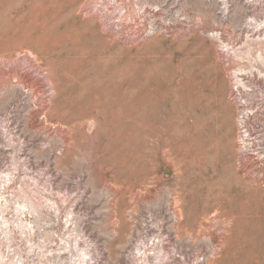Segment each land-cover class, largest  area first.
<instances>
[{"label": "rangeland", "instance_id": "374dc122", "mask_svg": "<svg viewBox=\"0 0 264 264\" xmlns=\"http://www.w3.org/2000/svg\"><path fill=\"white\" fill-rule=\"evenodd\" d=\"M16 1L0 0V167L24 204L72 216L103 264H264V158L240 139L261 143L245 93L264 35L244 0Z\"/></svg>", "mask_w": 264, "mask_h": 264}, {"label": "built area", "instance_id": "2783aa9c", "mask_svg": "<svg viewBox=\"0 0 264 264\" xmlns=\"http://www.w3.org/2000/svg\"><path fill=\"white\" fill-rule=\"evenodd\" d=\"M243 5L249 13L247 23L253 25L250 33L254 38L264 35V0H244ZM249 28V27H248ZM264 37V36H263ZM258 73L264 77V64L257 68ZM252 86L245 93L247 100L255 105L262 123L258 126L259 132L255 139L261 141L258 149L252 143L247 144L249 130L245 128L244 158H264V78L251 76ZM248 115H246V118ZM245 123V121H244ZM19 169H11L7 165L0 167V202L6 203L7 210H0V264H103L102 256L85 237V232H79L73 227L72 216L63 220L58 217L57 210H12L19 204L20 199ZM42 212L49 216L51 222L48 227H39ZM48 230L49 239L43 233ZM75 232V240L68 238L64 247L51 252V246L57 243L62 245L64 231ZM50 241V242H49ZM48 247V248H46Z\"/></svg>", "mask_w": 264, "mask_h": 264}, {"label": "bare ground", "instance_id": "6f19581e", "mask_svg": "<svg viewBox=\"0 0 264 264\" xmlns=\"http://www.w3.org/2000/svg\"><path fill=\"white\" fill-rule=\"evenodd\" d=\"M12 1H13V0H12ZM17 1H18V0H17ZM17 1H16V2H17ZM32 1H33V0H32ZM41 1H42V0H41ZM54 1H56V0H54ZM65 1H67V0H65ZM68 1H69V0H68ZM76 1H77V0H76ZM83 1H84V0H83ZM107 1H108V0H107ZM6 2H7V1H6ZM16 2H14V3L16 4ZM18 2H19V1H18ZM20 2H21V1H20ZM47 2H48V1H47ZM91 2H92V1H91ZM8 3H9V2H8ZM14 3H13V4H14ZM33 3H34V2H33ZM48 3H49V2H48ZM50 3H51V2H50ZM52 3H53V1H52ZM67 3H70V2H67ZM73 3H75V2H73ZM85 3H86V0H85ZM87 3H88V2H87ZM87 3H86V5H87ZM93 3H94V2H93ZM93 3H92V4H93ZM96 3H97V2H96ZM6 4H7V3H6ZM17 4H18V3H17ZM17 4H16V8H18L17 6L19 5V4H18V5H17ZM35 4H36V3H35ZM39 4H40V3H39ZM39 4H38V5H39ZM54 4H55V3H54ZM109 4H110V3H109ZM38 5H37L36 7L34 6V9L37 8ZM47 5H48V4H47ZM80 5H81V4H80ZM89 5H91V4L89 3L87 6H89ZM97 5H98V3H97ZM14 6H15V5H14ZM48 6H49V5H48ZM48 6H46L47 9H48ZM52 6H53V4H52ZM61 6H62V5H61ZM81 6H82V5H81ZM95 6H96V5H95ZM105 6H106V5H105ZM50 7H51V6H50ZM70 7H74V6H70ZM91 7H92V6H91ZM93 7H94V6H93ZM99 7H101V6H99ZM6 8H7V7H6ZM9 8H10V7H9ZM31 8H33V7H31ZM39 8H40V7H39ZM39 8H37V9H39ZM63 8H64V6H63ZM74 8H75V7H74ZM84 8H85V7H84ZM87 8H89V7H87ZM37 9H36V10H37ZM44 9H45V8H44ZM65 9H66V8H64L63 10H65ZM70 9H71V8H70ZM70 9H69V10H70ZM78 9H80V8L78 7ZM85 9H86V8H85ZM129 9H130V8H129ZM39 10H40V9H39ZM39 10H37V11H39ZM41 10L44 11V10L42 9V7H41ZM72 10H73V9H72ZM72 10H71L70 15L74 12V10H73V12H72ZM94 10H96V9H94ZM131 10H132V7H131ZM131 10H129V11H131ZM58 11H61V10H58ZM101 11H102V10H101ZM129 11H128V12H129ZM26 12H27V11H26ZM26 12H25V13H26ZM63 12H65V11H63ZM67 12H68V11H67ZM87 12H88V11H87ZM4 13H5V12H4ZM6 13H7V12H6ZM12 13H13V12H12ZM84 13H85V12H84ZM130 13H131V12H130ZM26 14H27V13H26ZM66 14H67V13H66ZM73 14H74V13H73ZM73 14H72V15H73ZM13 15H14V13H13ZM40 15H41V14H40ZM7 16H8V15H7ZM11 16H12V15H11ZM11 16H10V17H11ZM18 16H19V15H18ZM21 16H22V15H21ZM31 16H32V15H31ZM38 16H39V15H38ZM48 16H49V15H48ZM67 16H68V14H67ZM73 16H74V15H73ZM76 16H77V15H76ZM22 17H23V16H22ZM24 17H25V16H24ZM42 17H43V16H42ZM45 17H46V16H45ZM49 17H50V16H49ZM52 17H54V15H53ZM81 17H82V16H81ZM81 17H80V18H81ZM89 17H90V16H89ZM133 17H134V14H133ZM13 18H14V17H13ZM50 18H51V17H50ZM54 18H56V17H54ZM17 19H18V18H17ZM35 19H36V18H35ZM45 19H46V18H45ZM77 19H78V17H77ZM81 19H82V18H81ZM83 19H85V18H83ZM86 19H87V17H86ZM40 20H42V19H40ZM58 20H62V19H58ZM74 20H76V19H74ZM74 20H73V21H74ZM90 20H91V19H90ZM92 20H93V19H92ZM31 21H32V20H31ZM38 21H39V20H38ZM42 21H43V20H42ZM63 21H64V20H63ZM70 21H71V20H70ZM73 21H72V22H73ZM81 21H82V20H81ZM7 22H8V21H7ZM44 22H45V21H43V23H44ZM58 22H59V21H58ZM72 22H70V23H72ZM74 22H75V21H74ZM79 22H80V21H78V24H80ZM40 23H41V22H40ZM85 23H86V22H85ZM97 23H98V22H97ZM99 23H100V22H99ZM31 24H32V23H31ZM34 24H35V23H34ZM55 24H56V22H55ZM57 24H59V23H57ZM72 24H73V23H72ZM28 25H29V24H28ZM28 25H27V26H28ZM35 25H36V24H35ZM75 25H76V23H75ZM83 25H84V24H83ZM96 25H97V24H96ZM66 26H67V24H66ZM100 26H101V25H100ZM30 27H31V26H30ZM33 27H34V26H33ZM52 27H53V25H52ZM97 27H99V26H97ZM102 27H103V26H102ZM102 27H100V28H102ZM47 28H50V26L47 27ZM25 29H26V28H25ZM70 29H71V28H70ZM76 29H77V28H76ZM28 30H29V29H28ZM41 30H42V28H41ZM46 30H47V29H46ZM64 30H65V29H64ZM64 30H63V31H64ZM8 31H9V29H8ZM30 31H31V29H30ZM47 31H48V30H47ZM50 31H51V30H50ZM50 31H49V32H50ZM52 31H53V30H52ZM63 31H61L62 33H61L60 31H59V32H60L61 34L64 35V32H63ZM78 31L80 32V30L77 29V31H75V34H76V32H78ZM81 31L84 32L83 30H81ZM21 32H23V31H21ZM79 32H78V33H79ZM103 32H104V31H103ZM0 33H1V32H0ZM40 33H41V31H40ZM57 33H58V32H57ZM73 33H74V32H73ZM49 34H50V33H49ZM55 34H56V32H55ZM69 34H70V32H69ZM69 34H68V35H69ZM103 34H104V33H103ZM1 35H2V34H1ZM19 35H20V34H19ZM26 35H27V34H26ZM40 35H41V34H40ZM53 35H54V34H53ZM59 35H60V34H59ZM81 35H82V34H81ZM17 36H18V35H17ZM42 36H43V35H42ZM42 36H40V37H42ZM57 36H58V35H57ZM73 36H75V35H73ZM47 37L50 38V36H47ZM62 37H64V36H62ZM75 37H76V36H75ZM75 37H73V39H74ZM7 38H8V37H7ZM15 38H17V37H15ZM36 38H37V37H36ZM38 38H39V37H38ZM38 38H37L36 40H38ZM44 38H46V37H44ZM49 38H47V39L49 40ZM66 38H67V37H66ZM28 39H29V38H28ZM6 40H7V39H6ZM60 40H62V39H60ZM67 40H68V39H67ZM71 40H72V39H71ZM71 40H70V41H71ZM76 40H77V39H76ZM84 40H85V39H84ZM84 40H82V41H84ZM32 41H33V40H32ZM43 41H44V40H43ZM45 41H46V40H45ZM55 41H56V40H55ZM6 43H8V42H6ZM30 43H32V42H30ZM45 43H46V42H45ZM48 43H49V42H48ZM50 43H51V42H50ZM56 43H57V42H56ZM71 43H72V42H71ZM4 44H5V43H4ZM14 44H16V43H14ZM79 44H80V43H79ZM2 45H3V44H2ZM50 45H51V44H50ZM69 45H71V44H69ZM72 45H73V44H72ZM81 45H82V44H81ZM12 46H13V45H12ZM15 46H16V45H15ZM46 46H47V45H46ZM53 46H54V45H53ZM53 46H52V47H53ZM65 46H67V45H65ZM77 46H80V45H77ZM83 46L85 47L86 45L84 44ZM83 46H82L81 49H83ZM19 47H21V46H19ZM27 47H29V46H27ZM55 47H56V45L54 46V48H55ZM62 47H63V46H62ZM68 47H69V46H68ZM9 48H10V47H9ZM11 48H12V47H11ZM17 48H18V46H17ZM76 48H77V47H76ZM6 49H7V51H8V48H6ZM15 49H16V48H15ZM28 49H29V48H28ZM52 49H53V48H52ZM52 49H51V50L48 49V50H49V51H52ZM67 49H68V48H67ZM67 49H66V50H67ZM70 49H72V48H70ZM84 49H85V48H84ZM87 49H88V48H87ZM58 50H59V49H58ZM76 50H77V49H76ZM78 50H79V49H78ZM5 51H6V50H5ZM23 51H24V50H23ZM41 51H42V50H41ZM54 51H55V50H54ZM82 51H83V50H81L80 52H78V56H79V53H82ZM43 52H44V49H43ZM47 52H48V51H47ZM56 52L58 53V51H55V53H56ZM60 52H61V51H60ZM60 52H59V53H60ZM70 52H73V51H70ZM74 52H76V51L74 50ZM85 52H86V51H85ZM3 53H4V52H3ZM17 53H18V52H17ZM19 53H20V52H19ZM22 53H23V52H22ZM27 53H28V52H27ZM59 53H58V55H59ZM87 53H88V52H87ZM36 54H37V53H36ZM83 54H84V52H83ZM19 55H20V54H19ZM28 55H29V54H28ZM44 55H45V54H44ZM52 55H56V54H53V52H52ZM58 55H56V56H58ZM72 55H73V54H72ZM74 55H76V54L74 53ZM16 56H17V54H16ZM30 56H31V54H30ZM32 56L35 57V55H32ZM48 56H49V55H48ZM69 56H70V55H69ZM85 56H86V55H84V57H85ZM11 57H12V56H11ZM19 57H20V56H19ZM28 57H29V56H28ZM49 57H50V56H49ZM59 57H60V56H59ZM81 57H82V56H81ZM87 57H88V56H87ZM1 59H2V58H1ZM32 59H33V58H32ZM32 59H30V60H32ZM54 59H55V58H54ZM60 59H61V58H60ZM69 59H70V58H69ZM89 59H90V57H89ZM259 59L262 61V60H264V57L261 56V57H259ZM7 60H8V59H7ZM10 60H11V59H10ZM10 60H9V62H10ZM12 60H13V58H12ZM33 60H34V59H33ZM56 60H57V59H56ZM61 60H62V59H61ZM64 60H65V59H64ZM66 60L68 61V59H66ZM75 60H76V59H75ZM77 60H78V59H77ZM84 60H85V59H84ZM90 60H91V59H90ZM34 61H36V60H34ZM80 61H81V60H80ZM80 61H79V63H80ZM5 62H6V61H5ZM11 62H13V61H11ZM65 62H66V61H65ZM73 62H74V61H73ZM81 62H82V61H81ZM0 63H1V62H0ZM57 63H59V62L57 61ZM87 63H88V62H87ZM90 63H91V62H90ZM2 64H3V63H2ZM55 64H56V63H55ZM80 64H81V63H80ZM3 65H5V64H3ZM62 65H63V63H62ZM86 65H87V64H86ZM5 66H6V65H5ZM5 66H4V67H5ZM1 67H3V66H1ZM6 67H7V66H6ZM20 67H21V66H20ZM48 68H49V67H48ZM79 68L81 69V67H79ZM20 69H21V68H20ZM59 69H61V68H59ZM63 69H64V68H63ZM82 69H83V68H82ZM85 69H86V68H85ZM3 70H4V69H2V71H3ZM74 70H75V69H74ZM74 70H73V71H74ZM89 70H90V69L87 70L88 73H90ZM5 71H6V70H5ZM8 71H9V70H8ZM10 71H11V70H10ZM63 71H65V70H63ZM68 71H69V70H68ZM75 71H76V70H75ZM82 71H84V70H82ZM87 71L85 70V73H86V74H88ZM92 71H93V69H92ZM92 71H91V72H92ZM239 71H241V70H239ZM76 72H78V71H76ZM7 73H8V72H7ZM18 73H19V72H18ZM93 73H94V71H93ZM1 74H2V73H1ZM72 74H73V72H72ZM91 74H92V73H91ZM2 75H3V74H2ZM83 75H84V74H83ZM92 75H93V74H92ZM92 75H91V76H92ZM9 76H10V75H9ZM46 76H47V75H46ZM63 76H64V75H63ZM81 76H82V75H81ZM81 76H80V77H81ZM84 76H85V75H84ZM94 76H95V75H94ZM10 77H11V76H10ZM73 77H74V76H73ZM88 77H89V76H88ZM64 78H65V77H64ZM71 78H72V77H71ZM81 78L84 79L85 77H84V78L81 77ZM92 78H93V77H91V79H92ZM78 79H79V78H78ZM78 79H77V80H78ZM82 79H81V80H82ZM98 79H99V78H98ZM21 80H22V79H21ZM70 80H71V79H70ZM88 80H89V79H88ZM94 80H95V79H94ZM99 80H101V79H99ZM96 81H97V80H96ZM23 82H24V81H23ZM23 82H22V83H23ZM64 82H65V81H64ZM69 82H70V81H69ZM86 82H87V81H86ZM90 82H94V81L91 80ZM99 82H100V81H99ZM101 82H102V81H101ZM101 82H100V83H101ZM22 83H21V84H22ZM71 83H73V82H71ZM84 83H85V82H84ZM87 83H89V82H87ZM97 83H98V82H97ZM100 83H99L98 85H100ZM105 83H106V82H105ZM23 84H25V83H23ZM23 84H22V85H23ZM75 84H76V83H75ZM102 84H103V83H102ZM16 85H17V84H16ZM18 85H19V84H18ZM25 85H27V84H25ZM31 85H32V84H31ZM104 85H105V84H104ZM108 85H109V84H108ZM236 85H240V82L237 81V82H236ZM12 86H13V85H11V87H12ZM19 86H20V85H19ZM19 86H18V87H19ZM74 86H75V85H74ZM79 86H80V85H79ZM15 87H16V86H15ZM37 87H38V86H37ZM66 87H67V88H70V89H68V90L70 91L72 86H71V87L66 86ZM75 87H76V86H75ZM75 87H74V88H75ZM105 87H106V85H105ZM107 87H108V86H107ZM109 87H110V86H109ZM109 87H108V88H109ZM115 87H116V86H115ZM16 88H17V87H16ZM33 88H34V87H33ZM98 88H99V87H98ZM102 88L104 89V86H103ZM75 89H76V88H75ZM78 89H79V88H78ZM100 89H101V88H100ZM100 89H99V90H100ZM82 90H83V89H82ZM89 90H90V89H89ZM89 90H88V91H89ZM101 90H102V89H101ZM86 91H87V90H86ZM105 91H107V90H105ZM72 92H73V90H72ZM103 92H104V91H103ZM79 93H81V92H79ZM83 93H85V92H83ZM89 93H91V92H89ZM104 93H105V92H104ZM75 94H76V92H75ZM92 94H93V93H92ZM100 94H101V92H100ZM102 94H103V93H102ZM102 94H101V95H102ZM106 94H107V93H106ZM81 95H82V94H81ZM97 95H98V94H97ZM95 96H96V95H95ZM99 96H100V95H98V97H99ZM79 97H80V96H79ZM82 97H83V96H82ZM89 97L93 98L92 95L89 96ZM98 97H96V98H98ZM103 97L106 98L105 96H103ZM103 97H101V98H103ZM77 98H78V95H77ZM93 99H94V98H93ZM76 100H77V99H76ZM87 100H88V99H87ZM101 100H102V99H101ZM140 100H141V99H140ZM93 101H94V100H93ZM97 102H98V101H97ZM87 103H88V102H86V104H87ZM103 103H104V102H103ZM130 103H131V102H130ZM83 104H84V103H83ZM88 104H89V103H88ZM104 104H105V103H104ZM94 106H95V105H94ZM98 106L100 107L101 105H98ZM96 107H97V106H96ZM101 107H103V106H101ZM101 107H100V108H101ZM132 107H133V104H132ZM44 109H45V108H44ZM96 109H98V108H96ZM101 109H102V108H101ZM94 111H95V110H94ZM96 112H97V111H96ZM135 115H136V114H135ZM32 116H33V115H32ZM146 117H147V116H146ZM239 122H240V121H239ZM82 123H83V122H82ZM148 123H149V122H148ZM240 123H242V122H240ZM141 124H142V123H141ZM239 125H240V124H239ZM142 126H143V125H142ZM150 126H151V125H150ZM216 127H217V125H216ZM139 128H140V127H139ZM217 128H218V127H217ZM217 128H216V132H217ZM210 131H211V130H210ZM213 132L215 133V131H213ZM215 134H218V133H215ZM212 135H213V134H212ZM216 136H217V135H216ZM127 137H128V136H127ZM167 137H168V136H167ZM170 138H171V137H170ZM194 139H195V138H194ZM240 139H241V141H243V144H244L245 139L242 137V135L240 136ZM128 140H129V139H128ZM166 140H167V139H166ZM125 141L127 142V140H125ZM200 141H201V140H200ZM203 141H204V140H203ZM203 141H202V142H203ZM241 141H240V142H241ZM122 142H123V141H122ZM168 142H169V141H168ZM197 142H199V140H198ZM183 144H184V143H183ZM198 144H199V143H198ZM198 144L195 143V145H197V146H198ZM115 145H116V144H115ZM188 146H189V145H188ZM168 147H169V146H168ZM173 147H174V146H173ZM199 147H200V146H199ZM187 152H188V151H187ZM199 154H200V153H199ZM202 154H203V153H202ZM130 155H131V154H130ZM13 159H14V158H13ZM11 160H12V159H11ZM14 160H15V159H14ZM199 168H200V167H199ZM198 174H199V173H198ZM193 196H194V195H193ZM31 205H32V204H30V205H29V204H26V205H25V204H19V205H18V209H17V207H16V208H14V210H15V209H17V210H21V209H22V210H30L31 208H33V207H30ZM33 206H34V204H33ZM5 209H6V210L8 209L7 204H6V203H2V202H0V210H5ZM196 210H197V209H196Z\"/></svg>", "mask_w": 264, "mask_h": 264}]
</instances>
